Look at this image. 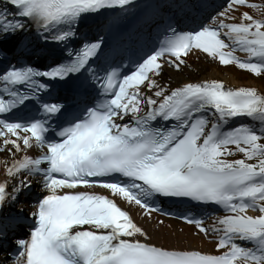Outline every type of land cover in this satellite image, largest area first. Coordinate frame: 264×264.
I'll return each instance as SVG.
<instances>
[{
    "label": "snow or ice",
    "instance_id": "1",
    "mask_svg": "<svg viewBox=\"0 0 264 264\" xmlns=\"http://www.w3.org/2000/svg\"><path fill=\"white\" fill-rule=\"evenodd\" d=\"M125 6L0 2V264H264V91L161 78L193 53L264 78V0H223L190 30L169 17L134 56L105 30ZM126 205L214 249L158 244Z\"/></svg>",
    "mask_w": 264,
    "mask_h": 264
},
{
    "label": "bare ground",
    "instance_id": "2",
    "mask_svg": "<svg viewBox=\"0 0 264 264\" xmlns=\"http://www.w3.org/2000/svg\"><path fill=\"white\" fill-rule=\"evenodd\" d=\"M2 2V0H0ZM242 56L243 51L237 52ZM161 78L176 86L188 80L222 79L226 84L238 86H254L264 91V78L251 73L249 70L239 69L235 65H222L218 61L207 57L206 54H190L185 64L180 69L165 66ZM249 214H256L255 210L249 209ZM146 229L150 233L151 240L170 246H194L205 250L214 249V240L208 239L203 234L194 231V227L183 225L179 227L173 223L156 225L154 220L143 218ZM214 222L211 220L210 223Z\"/></svg>",
    "mask_w": 264,
    "mask_h": 264
}]
</instances>
